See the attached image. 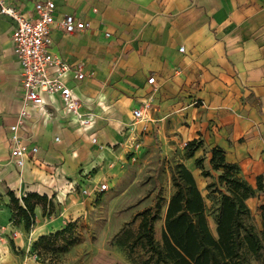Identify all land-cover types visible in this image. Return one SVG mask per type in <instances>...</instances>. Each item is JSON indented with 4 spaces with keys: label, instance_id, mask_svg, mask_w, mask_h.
<instances>
[{
    "label": "crops",
    "instance_id": "obj_1",
    "mask_svg": "<svg viewBox=\"0 0 264 264\" xmlns=\"http://www.w3.org/2000/svg\"><path fill=\"white\" fill-rule=\"evenodd\" d=\"M37 1L10 0L32 21L38 18ZM55 3L57 21L73 15L89 24L75 33L54 26L51 51L70 64L62 80L91 125L83 128L59 94H43L44 108L24 103L14 22L0 15V264H44L32 253L34 242L94 208L97 195L108 190L91 191L106 182L91 178L88 170L99 154L126 145L135 130H155L165 151L181 153L178 161L192 171L201 191L209 177L196 159L204 156L206 169L216 173L209 162L215 146L254 187L259 176L264 186V0ZM79 65L83 78L77 77ZM55 71L49 69L51 75ZM144 103L151 108L135 122L134 110ZM23 109L28 117L19 128L21 144L38 152L19 166L11 157V127ZM194 139L203 146L187 158L185 146ZM9 190L20 199L47 195L55 212L44 214L38 206L35 225L26 231L24 223L12 221ZM248 204L263 229L264 188Z\"/></svg>",
    "mask_w": 264,
    "mask_h": 264
},
{
    "label": "trees",
    "instance_id": "obj_2",
    "mask_svg": "<svg viewBox=\"0 0 264 264\" xmlns=\"http://www.w3.org/2000/svg\"><path fill=\"white\" fill-rule=\"evenodd\" d=\"M203 146L198 139L189 141L184 156L193 157ZM210 165L218 172L216 180L206 185L209 207L192 171L183 162L171 166L173 192L167 201L158 195L154 203L137 212L129 224L139 222L136 230L125 227L115 235V242L125 249L133 264H264V226L259 229L248 200L263 190V177L254 187L236 163L226 160V151L211 149ZM205 157L196 159L204 177H213L206 169ZM9 207L14 224L24 223L31 231L36 222L35 210L42 206L44 214L55 212V204L47 195L28 193L16 197L11 190ZM166 208V209H165ZM165 215L163 216V210ZM213 216L215 231L209 216ZM164 221L160 237L157 222ZM264 222V219H263ZM77 220L63 229L40 236L32 253L44 264H57L80 240ZM15 251L16 247L11 242Z\"/></svg>",
    "mask_w": 264,
    "mask_h": 264
},
{
    "label": "rangeland",
    "instance_id": "obj_3",
    "mask_svg": "<svg viewBox=\"0 0 264 264\" xmlns=\"http://www.w3.org/2000/svg\"><path fill=\"white\" fill-rule=\"evenodd\" d=\"M139 132L135 130L127 136V144L122 148L99 154L98 161L88 170L91 178L108 183L109 190L98 194L94 208L77 219L80 242L57 264H133L125 249L116 244L115 235L125 227L136 230L138 221L128 223L137 212L150 207L159 194L169 200L174 190L171 166L181 157L178 151L163 149L155 130ZM217 176L218 172L206 182L216 180ZM202 192L212 207L206 188ZM209 220L214 229L212 215ZM163 224V219L157 222L158 237Z\"/></svg>",
    "mask_w": 264,
    "mask_h": 264
},
{
    "label": "built area",
    "instance_id": "obj_4",
    "mask_svg": "<svg viewBox=\"0 0 264 264\" xmlns=\"http://www.w3.org/2000/svg\"><path fill=\"white\" fill-rule=\"evenodd\" d=\"M38 18L32 21L27 15L20 12L10 0H0V15L11 18L14 22L12 41L15 53L22 67V85L24 89L23 100L26 105L44 108L46 103L43 94H59L64 101L69 112L76 115L83 128H89L91 120L82 112L81 101L76 97L73 90L62 80V75L71 69L68 62L55 56L51 51L52 29L57 26L65 33H75L89 26L87 22L77 20L73 15H65L60 20H56L55 0H38L35 4ZM107 35H109L107 33ZM183 50V48H182ZM55 67L54 75L49 69ZM81 66L77 68V77L83 78ZM155 77L149 78V83L153 84ZM151 108L149 103H144L143 107L134 110L135 122H140L145 118V110ZM28 113L21 110L16 124L11 127L13 147L11 157L17 165L22 166L27 156H32L38 152L37 147L28 150L21 144L19 128L23 125ZM92 141L97 143V138ZM109 190L107 183L96 185L91 191L105 192ZM89 189H84L83 193L91 194Z\"/></svg>",
    "mask_w": 264,
    "mask_h": 264
}]
</instances>
